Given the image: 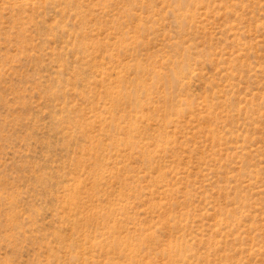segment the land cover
<instances>
[{"label":"rangeland","instance_id":"374dc122","mask_svg":"<svg viewBox=\"0 0 264 264\" xmlns=\"http://www.w3.org/2000/svg\"><path fill=\"white\" fill-rule=\"evenodd\" d=\"M0 264H264V0H0Z\"/></svg>","mask_w":264,"mask_h":264}]
</instances>
